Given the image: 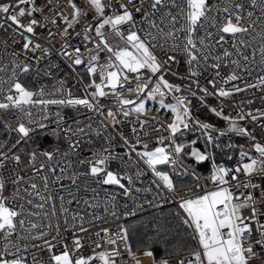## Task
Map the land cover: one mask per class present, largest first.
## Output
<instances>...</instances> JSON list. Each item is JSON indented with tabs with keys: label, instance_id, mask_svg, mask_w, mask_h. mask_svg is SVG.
<instances>
[{
	"label": "snow or ice",
	"instance_id": "obj_1",
	"mask_svg": "<svg viewBox=\"0 0 264 264\" xmlns=\"http://www.w3.org/2000/svg\"><path fill=\"white\" fill-rule=\"evenodd\" d=\"M0 33V112L16 121L0 116V264H129L125 257L131 264H250L258 256L254 248L264 251V135L255 134H264V107H248L255 91L264 102V75L245 79L253 75L257 38L264 72V0H0ZM249 47L252 60L243 50ZM54 59L66 64L80 95L65 78L51 89L30 85L27 78L60 70ZM248 90L253 95L238 102L236 114H225L223 99ZM208 97L221 102L212 106ZM192 98L226 127L196 116ZM150 102L166 109L170 120L149 116ZM44 133L56 143L42 147L38 134ZM233 135L247 138L248 149L232 143ZM117 144L128 151L115 153ZM233 154L238 159L231 166L218 161L220 155L231 161ZM187 158L208 162V175ZM113 161L119 170L111 168ZM141 162L160 193L191 191L180 177L194 178L201 189L178 198L175 217L191 229L188 241L160 224L135 250L126 226L93 236L91 220L100 217L70 211L64 195L53 192L67 175L72 185L81 179L116 185L127 197ZM107 199L119 218L115 195ZM101 240L115 247L104 249ZM31 249L47 259L30 261Z\"/></svg>",
	"mask_w": 264,
	"mask_h": 264
},
{
	"label": "built area",
	"instance_id": "obj_2",
	"mask_svg": "<svg viewBox=\"0 0 264 264\" xmlns=\"http://www.w3.org/2000/svg\"><path fill=\"white\" fill-rule=\"evenodd\" d=\"M52 2L55 4L56 0H52ZM82 2V0H81ZM212 2H216V0H212ZM61 3H63V0H61ZM258 14V10H257ZM38 31H40L38 29ZM2 35V33H0ZM252 35H255L253 33ZM245 39H249L250 37H245ZM112 42L114 44L120 43L122 45V42H119L116 39H113ZM251 42V40H250ZM55 43V42H53ZM225 47H229L228 44L224 45ZM253 46L257 49L256 57H255V64L253 65V75L251 77H245V79H248L251 82H254L256 75H264V72L260 71V53L258 51L259 49V42L257 38V42H254ZM246 54L249 55V59L252 60L251 52L252 48L249 47L247 49H243ZM53 63H61L59 60L54 59ZM184 65L181 63L179 65V70L183 71ZM68 69L66 64L61 63V68L59 71H56L54 76L52 77H32L27 78L30 85L33 87H39V86H45L49 89H51L54 85L56 80L60 78H65L68 81V86L72 88V91L74 95H80L82 91V87L80 85L75 84L72 77L70 75H67ZM4 73H0V76H3ZM206 75L211 76L212 73L209 72ZM170 80H173L175 78L168 77ZM179 82V81H177ZM184 83H187L186 81ZM201 83H206L205 80H201ZM228 87V86H225ZM254 90H248L244 93H238L234 94L230 98H224V112L225 114L231 113L232 115L236 114V111L239 108L238 102L241 99H247L250 98L253 95ZM255 103L252 105H249L248 107L255 108L257 106L264 107V102L261 101L260 96L261 93L259 91H255ZM168 100L171 101V97H168ZM193 105L195 106V115L203 120H207L211 123L216 124L218 127H226V122H223L220 120V118L215 117L212 113L208 112L205 108L200 106L198 104V101L195 98H192ZM208 104L212 106H216L220 104V100L216 97H208L207 98ZM149 116H155L157 120H163L168 121L170 120L171 116L167 112L166 109H159V105L150 102L149 103ZM58 110L56 106H50V111H56ZM33 111H37V109H34ZM64 113L68 115H76V113L71 109H63ZM83 111V110H81ZM0 116H3L7 119H9L13 124L16 122L12 117L7 116V114L0 112ZM52 119H55V117H52ZM2 123V121H0ZM246 123V122H241ZM75 126V125H73ZM249 127H253V125L249 124ZM50 127H55V124L50 125ZM190 138H195L199 135L198 132L196 133H190ZM257 139H261L262 134L259 129L256 131ZM235 136V135H234ZM238 137V136H237ZM241 142L240 144L245 145V149H248L249 145L247 143V138L240 137ZM38 142L41 144L42 147L48 148L50 145H54L56 143L55 137L49 134H38ZM87 141H85V144ZM65 145L61 144V147H64ZM139 147V146H138ZM151 147V144H150ZM128 149L124 147L122 144H117L114 147V152L119 153L120 155H123L125 152H127ZM84 156H89L87 149L84 150L83 153ZM42 159V158H41ZM186 164H189L193 166L196 171L203 177H206L208 175V168L210 165L208 162H204V164L197 165L195 161L191 158H187L184 161ZM236 161L233 162L235 164ZM232 164V165H233ZM119 162L113 161L111 164V168L114 170H119ZM141 169V175L139 179H135L134 177V184L132 186V192L129 196L125 197L122 195V190L116 186V185H97L94 181L91 180H78L76 185H72L71 181L67 178V175L62 179L60 184L53 185V192L56 195H64L65 197V206L68 207L71 210H75L81 213H87L86 219L91 220V217L93 214L100 217L98 220H91V223L95 225V227H91L89 229V232L91 234H94L96 232H99L102 228H108L112 234H116L119 231V226H125L126 222L138 218L140 216L146 215L148 213L152 212H158L160 210L166 209V208H175L177 211L178 209V198L184 197L188 198L191 196H194L196 194H199L201 192V189L196 188L194 186V178L191 177H180L181 180H183L186 184L193 185L191 191H189L187 188H179L176 193H169L167 191H164L163 193H160V190H158L155 187V184L152 183L154 179H156L152 172L147 168L146 165L141 162L140 164ZM27 172L28 170L25 169ZM180 170L177 169V172ZM128 174H133L135 172L134 168H128L127 169ZM34 175V174H33ZM39 177H37V183H39ZM158 182V181H157ZM122 183L127 184L126 180H122ZM201 185H205L207 182L205 180L200 181ZM63 185V187H61ZM145 188H151V191H139L137 192L136 189H145ZM69 192L71 195H69ZM159 193V194H158ZM108 195H115V203L117 205L116 212L117 217H113L111 215V203L108 201L107 197ZM133 197L135 199H133ZM68 200H71L72 203L69 205L67 203ZM91 204H97L98 207H90ZM105 206L109 208L108 212L104 211ZM128 211L131 212V215H123V212ZM107 221V222H105ZM87 226V225H86ZM80 235H87V234H80ZM101 237H103L104 233L100 232ZM102 246L104 249H111L115 247L114 245H109L105 243L103 240H101ZM91 244V241L85 240V254H90L91 248L88 247V245ZM117 244L121 251L124 250V243L121 241H117ZM97 251H100L101 249H96ZM255 251H258V256L251 258L250 264H264V251L254 248ZM35 256L37 261L40 260H46L47 255L44 252L37 251L35 249L30 250V254L28 256L29 260H32V257ZM125 259L129 260L130 258L125 257ZM98 264V262H97Z\"/></svg>",
	"mask_w": 264,
	"mask_h": 264
},
{
	"label": "trees",
	"instance_id": "obj_3",
	"mask_svg": "<svg viewBox=\"0 0 264 264\" xmlns=\"http://www.w3.org/2000/svg\"><path fill=\"white\" fill-rule=\"evenodd\" d=\"M221 142L222 144L227 143L228 137L221 138ZM231 142L235 144H240L241 138L233 135L231 137ZM200 143L202 146V141ZM237 159L238 156L235 154H233V159L231 161H227L223 157V155L218 156V161H223L229 166H231L233 162ZM176 212L177 210L171 207L160 210L158 212L148 213L146 215L127 221L125 226L129 230L128 243L132 245L133 250H135L136 247L139 246L140 241L144 237L153 234V230L158 224L170 227L173 230L171 235L175 239H182L183 241H188L191 229H187L186 226L182 227L180 225L179 219L175 217Z\"/></svg>",
	"mask_w": 264,
	"mask_h": 264
},
{
	"label": "rangeland",
	"instance_id": "obj_4",
	"mask_svg": "<svg viewBox=\"0 0 264 264\" xmlns=\"http://www.w3.org/2000/svg\"><path fill=\"white\" fill-rule=\"evenodd\" d=\"M169 101V100H168ZM162 167V166H161Z\"/></svg>",
	"mask_w": 264,
	"mask_h": 264
}]
</instances>
